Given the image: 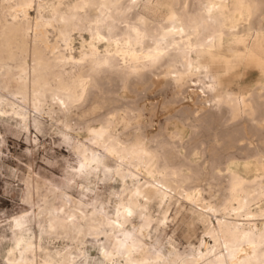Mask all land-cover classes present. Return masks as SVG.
I'll use <instances>...</instances> for the list:
<instances>
[{"label": "bare ground", "instance_id": "6f19581e", "mask_svg": "<svg viewBox=\"0 0 264 264\" xmlns=\"http://www.w3.org/2000/svg\"><path fill=\"white\" fill-rule=\"evenodd\" d=\"M176 1L0 0V119L30 130L32 120L38 127V117L51 118L72 130L75 116L86 125L118 102L99 80L148 85L160 70L189 95L174 113L193 129L187 140L176 130L175 144L143 133L150 146L115 132L114 112L87 127V142L65 129L78 167L63 187L27 184L24 202L32 208L9 224L8 264H88V237L101 264H264V83L248 93L221 90L244 59L264 77V0H194L195 11L190 0ZM75 32L89 35L77 55ZM198 142L205 144L201 164L189 159ZM236 151L242 162L221 165ZM107 175L122 188L105 200L85 183ZM76 183L78 200L70 192ZM185 204L212 240L191 257L170 241L167 248L152 242L169 228L170 210Z\"/></svg>", "mask_w": 264, "mask_h": 264}, {"label": "rangeland", "instance_id": "374dc122", "mask_svg": "<svg viewBox=\"0 0 264 264\" xmlns=\"http://www.w3.org/2000/svg\"><path fill=\"white\" fill-rule=\"evenodd\" d=\"M189 8L191 11H195L197 9L196 1L190 0ZM31 13L32 16L35 15L33 11ZM165 13L166 11L163 14ZM50 36L54 40V36L52 34ZM73 36V39L75 38L73 45L76 49L75 54L77 55L83 48V38L89 40V35L86 32H75ZM29 63L31 64L30 59ZM158 72L160 73V70L149 75L151 78L149 82L151 83L148 85L143 84V82H147L145 79H136L134 82L127 80L124 82L118 78L109 83L99 80V90L105 93L106 96L114 97L118 100L113 106L114 108L112 107L113 109H117V111H113L111 107L104 108L100 112L99 118L92 116L89 117L92 120H86L89 121V125L87 122H84L86 125L79 123L78 118L74 121V118L77 117L75 116L71 122L72 127L75 126L72 129L73 131L66 129L62 122H57L51 118L44 119L38 117V127L37 123L32 120L30 130L11 118L2 117L0 119V149L2 150H0V264H8L6 260H8L13 247L9 224L16 216L20 214L24 215L31 211V205L27 204L26 201V203L24 202L25 195H27V184L32 183L36 185L47 182L63 187L64 182L68 178L70 167H78L79 158L73 151L71 143L64 138L63 131L65 129V131L69 130L68 132L72 134L73 138L79 137L81 140L87 142L90 139L87 127L99 126L104 116L110 118L112 114L116 113L117 116L114 118L115 124L113 126L114 131L121 134L129 133L133 136L134 141H142L147 146H150L152 143L144 137L143 133L149 135L156 134L160 140H166L171 144H175L176 140H178L173 137V133L176 130L180 131L182 136H185V140L191 137L193 129L183 124L182 120L174 113L189 103V95H181L177 87L172 83L167 84L169 81L163 79L162 75L159 76ZM260 74L261 71L257 62H250L248 59H244L239 73L231 76V83L229 85L227 83V85L224 84L221 90L231 88L236 93L254 91L259 81H263L264 83V77L259 76ZM193 79L197 80L198 77L194 76ZM201 79L204 82L208 80L204 76ZM134 84H137V86L135 87ZM183 90L185 91L186 89ZM102 115L103 117H101ZM42 119H44V122ZM95 120L96 122H94ZM224 123L228 124L226 123V119ZM54 124H58L56 128ZM79 129L84 131L79 132ZM204 149L205 144L198 142L195 154H191L189 159L194 161L195 164L203 163L205 161V157L203 156ZM235 153V159L230 161L223 158L220 161L221 165L222 163H227L223 166L234 167V163L242 162L239 154L241 152L236 151ZM109 163L111 166L114 165L113 161ZM85 184L97 191L105 200H108L112 193L121 191L120 188H122L120 182H115L110 175H107V180L104 183L98 185L96 183ZM76 185L77 183L75 184V188L70 192L73 198L75 197L74 199L78 200L82 196ZM219 196V192L213 191V199L219 198ZM35 200H38L36 196ZM183 208L178 212L175 207L170 210L169 228L163 233H157L152 242L155 246L162 245L164 248H167L170 241L183 257H191L197 253V248L201 247V249H204V246L201 245L203 240H212L206 234L205 227L198 221L196 215L190 212L189 205L185 204ZM156 210L158 209L153 208L154 214L158 216L159 212ZM215 220L213 218V222L217 225ZM136 222H138V219ZM93 240L90 237L86 239L87 263L101 264L102 258L99 248L96 247ZM53 241L52 246L56 245L55 247H61L66 244L63 240ZM192 247L195 249L194 251ZM95 255L96 257H94Z\"/></svg>", "mask_w": 264, "mask_h": 264}]
</instances>
